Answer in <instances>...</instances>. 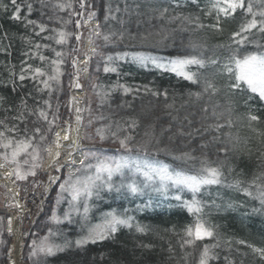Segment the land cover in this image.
<instances>
[{"label": "trees", "instance_id": "16d2710c", "mask_svg": "<svg viewBox=\"0 0 264 264\" xmlns=\"http://www.w3.org/2000/svg\"><path fill=\"white\" fill-rule=\"evenodd\" d=\"M0 2L7 5V9L0 7V121L3 122L0 131H5L6 138L18 140L32 136L39 128L40 135L46 134L45 144H49L55 128L69 119L66 106L71 78L68 55L74 44L72 15L75 0H17L22 6L19 20L11 18L14 12L11 0ZM29 3L32 5L31 14L27 8ZM211 3L212 0H196L195 3L192 0H91L101 36L98 37V53L88 68V75L95 78L97 87L87 90V96L92 99L85 116L88 125L83 128L84 135L90 129L92 135L94 131L98 133V129L100 133L107 129V133H115L118 140L130 136L128 147L131 151L118 149L122 158L159 162L188 174L198 173L202 160L219 167L223 174L222 183L204 186L197 193V199L203 205V219L214 228V237L195 241L192 245L185 244V229L194 223V217L175 200L158 202L147 198L145 189L136 195H130L124 189L120 193L101 191L99 197L89 200L90 211L86 220L80 215H72L71 222L64 220L58 225L53 224L49 219L53 207L63 218L68 205L67 198L56 204L63 176L50 191L36 225L42 230L41 236H46L52 228L59 234L53 237L54 242L61 245L68 242L67 246L54 256L29 259L26 242L24 263L36 264L39 259V264H199L204 246L217 245L213 249L215 258L209 264H264V259L248 247L264 248V207L257 199V187H250L255 181L264 188V102L255 94L238 91L234 94L227 87L228 76L222 72L221 65L229 55L232 33L239 30L245 17L239 10L233 17L221 16L223 30L217 31L210 27L216 24L217 17L216 11L211 10ZM57 4H70L71 7L60 10ZM109 7L111 14L107 12ZM163 8L168 12L160 18L159 10ZM106 15H114L115 19L105 21ZM175 16L181 18L169 22ZM183 17H189L193 22L188 23ZM28 20L36 24H28ZM197 23L205 27L198 28ZM38 25H42L45 31L40 32ZM60 31L69 34L63 44L56 43ZM112 32H122L123 39L113 37L106 43L103 34ZM250 39L264 42V36L256 32ZM193 44L199 46L195 51L191 48ZM244 51L257 49L249 44ZM56 52L61 56L57 57ZM136 52L150 54L162 61L202 55L205 60L218 59L219 63L208 64L203 69L190 66L192 72L198 73L200 82L197 84L129 61L113 65L118 68V73H103V57ZM41 56L45 59L41 60ZM54 60L60 63L53 64ZM36 68H40L44 75L37 76ZM21 75L24 80L20 79ZM56 75V79H49ZM45 80L48 81L47 88ZM205 80L215 84L218 89L215 95L203 92ZM117 85H125L131 91L125 94L117 87L105 97L98 93V89L102 92ZM154 92L159 95H153ZM198 92L202 93L200 99L191 95ZM216 105H219L216 111L224 113L219 119L212 116ZM40 111L46 113L47 121L40 117ZM249 113L258 116L259 120L250 122ZM21 114L22 119H16ZM229 119L231 127L227 125ZM217 123L225 126L215 131ZM13 126L15 132L7 131ZM38 138L39 135L35 140ZM105 144L120 146L116 141ZM182 153H190L196 159L187 163L174 159ZM43 156L41 153L39 163ZM89 162L88 159L86 164ZM77 175L81 176V171ZM34 176L41 177L38 170ZM237 180L242 187L250 188L252 196L229 187ZM113 184L119 186L123 183L117 179ZM182 195L186 200L192 196L186 192ZM149 201L153 202L149 204ZM112 210L132 216L133 224L143 226L145 231L139 233L135 227H121L109 239L77 247L75 241L101 221L104 213ZM3 239L0 264H6L4 253L9 243L5 235Z\"/></svg>", "mask_w": 264, "mask_h": 264}, {"label": "snow or ice", "instance_id": "6c2138e0", "mask_svg": "<svg viewBox=\"0 0 264 264\" xmlns=\"http://www.w3.org/2000/svg\"><path fill=\"white\" fill-rule=\"evenodd\" d=\"M193 3L196 0H192ZM11 4L14 6V12L12 14V19L19 20L20 12L22 10V6L17 4V0H11ZM81 8L85 5L83 0H81L80 4ZM0 7L7 9V5H4L0 2ZM56 7L63 10L65 7H71V5L57 4ZM28 12L31 14L32 5L27 4ZM211 10H215L217 13L216 24L211 25L217 31H222L223 29L220 27V17L224 18L233 17L237 11H241L244 13L245 22L241 23L239 30L232 33L231 41L232 43L228 45L229 55L226 61L221 65L222 72L228 76V84L227 87L235 94L237 91L240 93H252L259 97V100L264 102V42L260 41H252L250 39L251 34L254 32L259 33L261 36H264V0H212ZM118 12L119 9L117 8ZM160 11V18H164L165 14L168 12L167 8H163ZM109 14L112 13L111 7L107 9ZM210 14V13H209ZM95 17V13H89L88 20H92ZM109 18L115 19L114 15H106L105 21ZM181 17L175 16L171 17L169 22L180 19ZM185 21L188 23H192L193 21L189 17H183ZM199 18L197 17L196 20ZM28 24H36L35 21L28 20ZM40 28V32L45 31V28L42 25H38ZM77 27H80L79 22H77ZM99 24L95 27V35L97 37L101 36L99 31ZM196 27L202 28L205 25L196 24ZM159 34V33H158ZM39 35V33H37ZM69 34L60 31L58 33V39H56L57 44H63L66 42L67 36ZM113 37L116 39L122 40L124 34L121 32L119 34L112 32L108 34H103V40L108 43L111 42ZM48 39H53L54 37H47ZM77 41L80 40V35L76 36ZM142 39H146L143 37ZM167 39V36L164 37ZM89 42H91V36L89 37ZM249 44H253V46L257 49V51L247 52L244 51L246 46ZM235 45V48H233ZM39 47V45H37ZM199 47L198 45H191L193 51H195ZM223 47V46H221ZM95 51V50H93ZM56 56L60 57L61 53L56 52ZM41 60L45 59L43 56L40 57ZM130 59L132 62L139 64L142 67H146L148 64H152L155 68L173 72L178 77H182L184 80L191 82L192 84H197L200 82L198 73L192 72L190 70V66H196L198 69H203L206 65H217L219 63L218 59H209L205 60L202 55H187L182 57H176L167 59L166 61H162L157 57H154L150 54L145 53H117L115 56L108 55L104 57V67L103 71L105 73H118V68L113 66L116 62L120 60ZM90 60V57L86 55L84 60V69L83 71L87 73V65ZM53 64H59V60H54ZM73 66L75 67V61L73 62ZM99 70V69H98ZM35 73L37 76H43L44 73L40 68L35 69ZM21 80H24L25 77L23 75L20 76ZM50 80L56 79V76H50ZM45 87H48V81H44ZM74 87H81L79 83L74 84ZM116 87H120L123 89L125 94H128L131 89L125 85H117ZM218 89L215 84L211 81H204V93L211 92V95H215ZM153 95H159V93H153ZM165 98L167 97V93H164ZM197 99H200L202 93H191ZM251 98V97H250ZM47 103V102H45ZM219 105H216L212 110V116L219 119L224 113H218L216 108ZM80 109H77L79 112ZM207 112V108L204 109ZM229 113L231 109H228ZM40 117L44 118L47 121V115L44 111L39 112ZM16 119H22V114L20 117H16ZM248 120L250 122H255L259 120V117L249 113ZM80 121V117L77 116V122ZM3 122L0 121V124ZM50 125L53 122H48ZM227 125L231 127L232 121L229 119L227 121ZM134 126V124H133ZM225 125L217 123L214 125V130L219 131ZM51 127L49 128V131ZM7 131L15 132V126L7 129ZM65 135L63 136L64 140H68V132L70 129H65ZM98 134H100L101 130H97ZM39 135L40 142L42 143L46 140V135H40V129L37 128L34 130V134L32 136H25L20 139L15 138H6L5 131H0V148L5 149L6 151L0 153V156L7 163H11L16 165L15 175L17 179H25L27 175H35L34 169L39 167L37 163L40 159V144L35 143L36 136ZM113 135H115L113 133ZM56 144L57 148L62 147L59 143L60 134L56 133ZM101 140H104L105 137L100 135ZM132 138L130 136L125 137L124 139L119 140V144L121 148H124L126 151H131L128 147V141ZM214 139H218L215 137ZM69 147H75V141H73ZM204 147V145H202ZM221 151H227L226 149H220ZM24 155L26 158L23 160V165H29L27 171L21 170V163L18 158L21 155ZM60 156V152H56L53 157L54 160H57ZM67 163L70 165L75 163L72 161V153L68 154ZM89 157H93L96 159V164H86V161ZM30 158V159H29ZM174 159L187 163L189 161H194L196 157L192 156L190 153H182L179 156H175ZM81 168L76 169V173H79L81 169H87L89 174L84 176L69 174L63 183L60 184V191L57 193L56 204L59 205L63 200V194L67 193L70 199L68 200V209L64 212V220L71 222V217L73 213L79 214L82 219H87V214L90 211L89 200L92 197H99L101 191L112 192L115 191L120 193L122 189L126 190V192L130 195H136L138 193H142L144 188L151 187L153 191L158 192L168 198L169 189H175L176 192L171 199H175L179 202V206L187 209V211L196 217L194 223L189 225L185 229V244L192 245L195 241H201L205 239L213 238L215 235L214 228L209 226L207 222L203 219V205L197 199V193L201 191L204 186L208 185H216L222 183V172L219 167L210 166L206 161H201V167L199 172L196 174H188L182 170L178 169H170L169 166L163 165L159 162H149L147 160H139V159H128V158H120L119 160L110 161L109 158L101 156L95 152H85L84 158L79 161ZM3 165H0L2 167ZM94 169V171H92ZM129 169L133 172L134 175L139 174L144 181L143 188H141L135 181H132L128 184H121L119 186H115L112 183V177L116 174L123 175V170ZM56 171H60V167L56 168ZM11 175V173L9 174ZM59 180V177L55 179L50 178L52 183H56ZM255 186L259 191V195L257 199H259L261 206L264 207V188H261L260 185L256 184L255 181L252 182L250 187ZM229 187H233L237 190L243 191V193L247 196H252V192L250 188L242 187V183L240 181H235L233 184L229 185ZM185 191L192 193L191 200H185L183 198V193ZM83 203V212H80V204ZM127 209H125V213H127ZM254 211H257L254 209ZM50 222L53 224H60L63 221L57 215L56 207H53L52 215L49 218ZM134 218L132 216H128L126 214H119L116 210H112L110 212L103 214V222L99 225H94L88 230V234L84 237H81L75 241L77 247H82L87 243H97L98 241H104L114 236L115 233L121 228L126 227L128 229H132L135 227L136 231L139 233H143L145 228L139 224H133ZM9 225H11V220H9ZM9 232H11V227H9ZM59 235L52 228H49L48 234L45 237H42L38 242L34 240L31 244V252L30 258H39V257H50L54 256L57 252H62L64 248L67 246L68 242H65L64 245L57 244L54 242L53 237ZM238 243H245L244 241H238ZM217 245H205L199 259V264H209V261L214 259L213 249ZM248 247L252 248V251L258 254L262 259H264V248H257L252 245H248ZM36 264H39V259H37Z\"/></svg>", "mask_w": 264, "mask_h": 264}, {"label": "rangeland", "instance_id": "374dc122", "mask_svg": "<svg viewBox=\"0 0 264 264\" xmlns=\"http://www.w3.org/2000/svg\"><path fill=\"white\" fill-rule=\"evenodd\" d=\"M89 12L90 11L86 9L85 12H83L81 15L75 18L76 27H77V22H79L80 26H82L81 30H83V34L82 36H80V40L77 41L76 39L77 45L74 49L75 54L76 52H78L79 57L75 55L77 60L75 59V57L73 58V62L75 61V67L74 66L73 67L75 68V73L77 74L75 78V84L79 83L81 87L76 88V87L70 86V90L68 92V101L66 103L68 114H69V121H66L62 126H65V124L67 123L68 124L76 123L77 116H79L80 121L77 122V126L80 129V131H82L81 159L84 158V153L86 151L87 152L95 151L101 156V158L107 157L109 158L110 161H115V160H119L120 158H122L118 150L122 148L119 145H117V147H110L105 144L106 142H109V141H113V142L116 141L119 143V140L115 138V135H113V133H107L108 132L107 129H104L102 133L98 134L96 131H94V134L92 135L91 134L92 129H90L91 131L88 132L86 135H84V129H81L83 128V125H88V122L86 121L87 119H85V116H86V112L88 109V104L91 102L92 96L90 97L87 96V90L89 87L91 88L97 87L95 78L88 75V68L90 67L91 61L98 53L97 45L99 41L98 37H96L95 40L93 38L92 41L89 42L90 33L93 34V31L90 29V25H91L90 21L88 20ZM77 35L79 34H76V36ZM93 50H95V52ZM93 52H94V55H93ZM86 55L90 58L93 55V57L88 62L87 73L83 71L84 68L81 65ZM102 60L104 62V57ZM120 61L132 62L130 59H125V60H120ZM137 65L140 66L139 64ZM144 68L157 69L152 64H148ZM157 70H160V69H157ZM160 71H163V70H160ZM56 72L57 73L59 72V66H57ZM163 72H168V71H163ZM103 73L107 74L104 71ZM168 73L175 74L173 72H168ZM115 89H117L116 86L108 88V90L103 89L102 92L100 89H98V93H101L102 97H105L107 93L113 92ZM78 108L80 109L79 112H77ZM43 135H46V134L44 133ZM100 135H103L105 139L101 140ZM34 142L40 144V148H41L40 154L43 153L44 155L43 158H41L42 161L40 163L37 162L39 164V167L34 169L35 173L38 170L41 177L36 178V176L34 175H27L25 179H22V180L17 179L15 175L16 165L5 162L2 156H0V159H2L11 168L12 181L15 185V192L11 194L7 191V189L0 182V256H1V246L4 240L3 236L5 235L9 239V243L6 246L5 253H4V261L6 262V264H8V260H7L8 247L11 243V238L6 232V222H7V219L9 218V215L16 211V204L21 205L22 208L26 209L27 211L29 210L28 213L24 214V218L21 223V233L23 235V250L21 253V261H22V264H26L24 263L22 259L23 252L26 246V242H28V249H29V252L27 253V257L29 259H33V258H30V252H31L30 246L32 242L34 240L38 242L42 237H45V236H41L42 230L40 226L36 225V220L43 212L45 201L47 197L49 196L50 191L55 187V185L58 182L62 180L63 176L64 177H63L62 183L64 182V178H66L70 173L73 175H77L76 169L81 168L80 163L73 165V166L62 164L60 165L59 172H57L56 170H53V172L50 173L49 175L46 174L44 170V163L46 161V153H47L48 147L53 143V140L48 145L45 144V140L41 143L39 138L36 139ZM5 151H6L5 149L0 148V153H3ZM25 158L26 157L23 154L18 158L22 166L21 167L22 171H27L29 167V165H23V160ZM89 160H90L89 163L93 165L96 164L97 162L96 159L93 157H89ZM139 160H144V159H139ZM149 162H153V161H149ZM92 171H94V169ZM86 174H89L87 169H81V176H84ZM56 177H59V180L56 183L50 184L49 183L50 178L55 179ZM117 179L119 182L122 181L123 184H128L132 181H135L141 188H143V185H144L143 178L139 174L134 175L133 172L130 171L129 169H124L123 175H120V174L114 175L112 177V183ZM144 189L147 190L146 191L147 193H145L146 197L147 198L150 197V199L152 200H158V202L165 201V200H175V199H171V196H173L176 192L175 189H172V188L169 189L168 198H166L164 195L158 192L153 191L151 187L144 188ZM185 192L192 194L191 192H188V191H185ZM63 197H64L63 199L67 198V201L70 199L67 193H64ZM191 199H192V196L187 200H191ZM150 202H153V201H149V204ZM68 207L69 205L66 206V209H68ZM80 212L81 213L83 212L82 202L80 204ZM73 215L77 216L79 214L73 213ZM193 217L195 220L196 217L195 216ZM61 220L64 221L63 218H61ZM102 222H103V219L94 225H99ZM87 234H88V231L86 235ZM98 242H101V241H98Z\"/></svg>", "mask_w": 264, "mask_h": 264}, {"label": "bare ground", "instance_id": "6f19581e", "mask_svg": "<svg viewBox=\"0 0 264 264\" xmlns=\"http://www.w3.org/2000/svg\"><path fill=\"white\" fill-rule=\"evenodd\" d=\"M65 129H70L68 132L69 139L64 140L63 136L65 135ZM57 133L60 134L59 143L62 147L57 148L54 141L57 137L55 136L53 143L48 147L46 153V161L44 163V170L46 174H50L53 170H56L57 167H60L62 164L69 165L67 163L69 157L68 154L72 153V161L75 163L70 164L71 166L76 165L81 160V147H82V134L77 126V122L73 124H66L62 129H59ZM73 141H75V147H69ZM60 152V156L57 160H54L56 152ZM0 173L3 177L1 179V184L7 189L9 193L15 192V185L12 181V171L11 168L0 159ZM11 173V175H9ZM49 183L52 182L49 180ZM16 204V211L9 215V218L6 222V232L11 238V243L8 247L7 260L8 264H22L21 253L23 250V235L21 233V223L24 218V214L28 213L26 209L22 208L21 205ZM9 220H11V225H9ZM9 227H11V232H9Z\"/></svg>", "mask_w": 264, "mask_h": 264}, {"label": "water", "instance_id": "95a60500", "mask_svg": "<svg viewBox=\"0 0 264 264\" xmlns=\"http://www.w3.org/2000/svg\"><path fill=\"white\" fill-rule=\"evenodd\" d=\"M54 137H55V135H54ZM0 179H3V177H2V175L0 174Z\"/></svg>", "mask_w": 264, "mask_h": 264}]
</instances>
